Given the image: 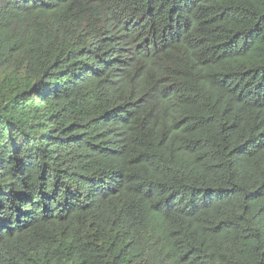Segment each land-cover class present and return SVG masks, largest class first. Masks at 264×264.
Returning a JSON list of instances; mask_svg holds the SVG:
<instances>
[{
	"label": "trees",
	"instance_id": "trees-1",
	"mask_svg": "<svg viewBox=\"0 0 264 264\" xmlns=\"http://www.w3.org/2000/svg\"><path fill=\"white\" fill-rule=\"evenodd\" d=\"M0 264H264V0H0Z\"/></svg>",
	"mask_w": 264,
	"mask_h": 264
}]
</instances>
